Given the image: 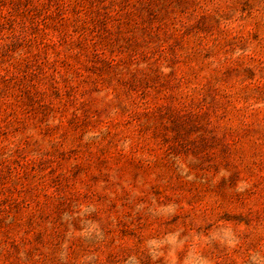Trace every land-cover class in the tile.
<instances>
[{
  "label": "rangeland",
  "instance_id": "1",
  "mask_svg": "<svg viewBox=\"0 0 264 264\" xmlns=\"http://www.w3.org/2000/svg\"><path fill=\"white\" fill-rule=\"evenodd\" d=\"M0 264H264V0H0Z\"/></svg>",
  "mask_w": 264,
  "mask_h": 264
}]
</instances>
